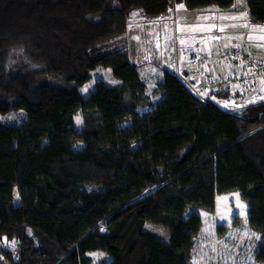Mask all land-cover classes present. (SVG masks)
<instances>
[{"label": "trees", "instance_id": "obj_1", "mask_svg": "<svg viewBox=\"0 0 264 264\" xmlns=\"http://www.w3.org/2000/svg\"><path fill=\"white\" fill-rule=\"evenodd\" d=\"M234 1L0 0V113L23 114L0 123V243L22 248L0 258L91 264L88 253L100 250L108 264H186L201 225L191 208L212 212L216 195L237 191L264 264V99L223 110L163 69L161 97L149 105L138 66L103 45L135 10L157 19L176 3ZM247 6L250 21L264 24V0ZM98 66L121 83L97 80L83 97ZM146 223L167 229L168 240Z\"/></svg>", "mask_w": 264, "mask_h": 264}, {"label": "rangeland", "instance_id": "obj_2", "mask_svg": "<svg viewBox=\"0 0 264 264\" xmlns=\"http://www.w3.org/2000/svg\"><path fill=\"white\" fill-rule=\"evenodd\" d=\"M202 26L209 33L212 32L211 26L207 24H203ZM219 31L218 29L217 33ZM173 32L172 6L165 15L157 19L146 18L139 10H135L131 13L125 32L103 44L106 50L114 48L124 50L129 60L138 66L140 77L145 83L144 91L149 105L156 103L161 97V92L157 86L160 73L163 69L168 68L172 70V58L178 52L179 45L174 36H172ZM221 42L225 44L228 43V40L223 39ZM202 54L210 56L207 60L215 59L219 61L218 58L212 56L217 54V51H203ZM253 59L257 60L255 57ZM146 62L147 64H151L150 66H153L154 68L152 69L156 70V72L150 69V73L146 68L143 69L142 65H145ZM199 64L190 63L188 65L194 69L196 75L200 74ZM90 74L91 78L79 87V91L83 97H86L94 90L97 80L103 81L108 86H115L121 83L119 79L112 75L110 69L107 67L98 66ZM200 76L203 77L201 74ZM215 77L217 76L209 78ZM202 94L207 100V93L203 92ZM149 105L140 106L138 111H146ZM218 107L223 110H230L229 106L222 102H219ZM22 119L23 114L20 110L4 114L0 113L1 124L15 125L22 121ZM73 120L75 127L81 129L83 126L82 112L76 111L73 115ZM127 123L129 122L126 121L124 124ZM81 145L82 143L80 142H74L73 144L75 148ZM15 197L16 201H19L17 190L15 191ZM241 205H243L242 208L240 207ZM191 210L197 211L200 215L201 225L192 239L186 264H258L254 260L253 254L261 236L248 226L246 220L247 204L241 200L237 191L216 195L215 209L212 212L194 207ZM144 230L160 239L168 240L169 232L161 226L146 223ZM88 255L91 259V264H108L111 259L110 255L100 250L89 252Z\"/></svg>", "mask_w": 264, "mask_h": 264}, {"label": "crops", "instance_id": "obj_3", "mask_svg": "<svg viewBox=\"0 0 264 264\" xmlns=\"http://www.w3.org/2000/svg\"><path fill=\"white\" fill-rule=\"evenodd\" d=\"M201 24L211 26L212 32L209 33ZM172 28V36L179 48L176 56L172 58V70H167L179 75L197 97L204 101L212 100L217 105L222 102L228 105L231 111L238 110L245 103L264 99L262 79L251 86L245 83H228L222 91L211 93L207 100L198 90L197 84L202 78H227L245 71V62L240 57L228 59L224 63L215 59L202 61L199 72L203 77L196 75L194 69L188 66L193 64L203 51L219 52L224 46L221 42L223 39L228 40L227 44L233 45L240 52L245 50L247 57H255L264 62V39H261L264 37V24L250 21L247 0H237L229 8L208 6L187 9L181 3L173 4ZM218 29L220 31L217 33ZM145 65H142L143 69L146 68L149 72L154 68L151 64ZM152 71L156 72L154 69Z\"/></svg>", "mask_w": 264, "mask_h": 264}, {"label": "built area", "instance_id": "obj_4", "mask_svg": "<svg viewBox=\"0 0 264 264\" xmlns=\"http://www.w3.org/2000/svg\"><path fill=\"white\" fill-rule=\"evenodd\" d=\"M242 53V54H240ZM215 58H218L220 63H224L226 60L231 58L240 57L245 62V71L241 72L240 74L230 76V77H215V78H202L200 79L197 88L200 92H206L208 98L211 93L213 92H220L222 91L228 83H245L248 86L254 84V82L258 79H264V62L254 60L251 57L246 56L245 50L243 52L239 51L236 47L230 44H224L222 48L217 52V54L212 55ZM206 54L200 55L198 59L195 60L193 64L200 63L201 61H206L207 58ZM199 64V65H200ZM205 99V98H204ZM206 100V99H205ZM11 251V252H18L19 256L22 252V248L19 245L3 242L0 243V257L3 255L4 252ZM0 264H10L8 260L0 258Z\"/></svg>", "mask_w": 264, "mask_h": 264}, {"label": "snow or ice", "instance_id": "obj_5", "mask_svg": "<svg viewBox=\"0 0 264 264\" xmlns=\"http://www.w3.org/2000/svg\"><path fill=\"white\" fill-rule=\"evenodd\" d=\"M261 39H264V37H261ZM241 208L243 207V205L240 206ZM6 239V238H5ZM13 244L15 243V241L12 242Z\"/></svg>", "mask_w": 264, "mask_h": 264}]
</instances>
